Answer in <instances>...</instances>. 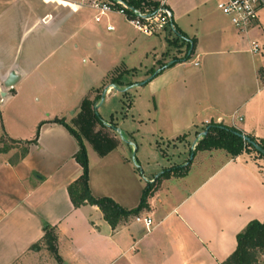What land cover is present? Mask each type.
Instances as JSON below:
<instances>
[{"label": "crops", "instance_id": "obj_1", "mask_svg": "<svg viewBox=\"0 0 264 264\" xmlns=\"http://www.w3.org/2000/svg\"><path fill=\"white\" fill-rule=\"evenodd\" d=\"M51 1L54 2L0 0V93L6 94L12 81L16 88L15 75L19 78L25 74L17 63V54L6 64L3 43L12 32L10 29L24 30L21 41L33 37L29 61L35 72L42 64L33 59L40 49L65 50L33 81L37 91L61 93L62 102V93H69L58 68L63 65L71 41L79 40L75 31L95 22L94 14L70 6L68 0ZM214 1L146 0L164 4L171 11L173 23L184 37L183 44L191 45L192 54L188 61L170 65L163 62L165 68L145 84L131 105L136 116L133 121L140 129L146 128L153 140L172 143L169 151L180 154L179 158L187 147L181 154L179 148L184 145L178 141L193 137L196 142L212 124L234 128L264 147V53H253L249 40V35L261 29V17L248 33L241 34L230 22L218 17ZM142 7L139 11H153L144 4ZM117 24V28L111 24L115 32L119 30L117 39L126 38L127 27ZM41 35L45 36L43 40ZM80 40L85 43L89 39ZM164 40L163 48L167 44ZM131 43L128 54H113L109 59H142L158 53L154 43L137 44L136 39ZM97 47L102 44L98 42ZM185 47L181 46L180 56L175 55L170 61L183 60ZM76 50L80 47L76 46ZM168 56L163 54L160 58ZM119 63L111 65L103 80L99 76L90 81L77 101L85 97L94 101L95 93L119 68ZM125 83L120 89H127ZM112 86H107V94L113 92ZM78 90L79 87L75 91ZM43 109L51 111L48 107ZM64 113L57 108L46 112V116L36 111L25 124L7 128L10 139L18 144L0 153V264H223L235 252L238 234L253 221L264 223V164L245 154L233 157L226 151L213 150L205 153L215 155L220 151L224 157L210 176L208 173L196 182L190 179V173L166 177L137 217L113 229L98 207L85 205L77 209L71 201L69 188L80 179L83 169L75 160L79 152L77 140L66 127L53 123L55 119L65 120ZM38 131L37 144L27 146L25 143L34 141ZM22 144L28 153L17 157ZM128 144L134 146L132 141ZM95 163L98 171L90 168L89 174L92 196L111 199L128 211L137 209L145 188L126 157L124 145L116 143L109 153L98 155ZM188 165L184 159L180 166L173 165L169 170ZM175 182L183 194L173 190L165 203L160 196L163 188ZM137 218L151 219L154 224L150 231ZM46 226L56 230L60 262L43 243Z\"/></svg>", "mask_w": 264, "mask_h": 264}, {"label": "rangeland", "instance_id": "obj_2", "mask_svg": "<svg viewBox=\"0 0 264 264\" xmlns=\"http://www.w3.org/2000/svg\"><path fill=\"white\" fill-rule=\"evenodd\" d=\"M48 1L54 2L51 0ZM214 2L217 7L218 1L215 0ZM217 15L222 21L229 23V20L218 9ZM111 16H115L113 21L110 20ZM89 17L91 18L92 16L90 15ZM260 17L261 29L249 35V40L252 44L258 41L261 46V53H264V10L261 12ZM106 21L105 19L102 23L91 22L85 28L75 31L76 37H78L79 40L74 39L71 41L69 52L64 55L66 57L64 58L63 65L58 68L60 69L59 74L62 75L67 82V88L70 89L69 93H62V98L65 100H63V102L61 96H59L61 93L37 91L36 82L33 80L38 78V74L45 72L50 64H53V62L56 63L65 53V50L53 49V51H51L52 47L40 49L37 52L38 54L35 53L33 57V59H38L42 62L39 70L35 72L31 70L32 65L29 61L32 51L30 38L33 37L29 38L27 36L21 41L24 30L20 29L19 31L18 29H10L12 32L6 35V40H4L3 43L7 53L5 61L6 64H10L11 60L15 58V54H17V63L21 69L25 70V74H21L22 77L19 78L15 75L14 80L18 82L16 88L11 86L6 94L0 93V149L8 150L16 146L7 133L8 126L15 125L16 123L25 124L36 111H40L45 115L46 112L51 113L57 108L59 110L63 109L65 112V120H63L74 130L83 142L88 158L89 174L90 168L96 172L98 171V165L95 163V159L101 152L107 151L111 143L115 142L117 138L115 143L124 145L126 148V157L129 163L135 167V175L140 177L143 184L142 186L145 189L151 188V194H153L157 190V187L167 179L166 177H162V174L168 171L173 165L180 166L184 159L188 160L190 166L184 170L182 177L190 173V179L196 182L200 181L208 173L210 176L222 161L224 154L223 152L217 151L215 155H212L208 152L205 153L204 150H196L206 130H203L202 134L200 133L198 136L199 140L195 147L194 144L196 139L193 137L189 141H186L185 138L178 141L179 145L183 144L185 146H180L179 149L182 151L181 154H183V148L187 147L186 153L182 155V158H179L180 154L173 155L171 154L172 150L169 151V149L173 147L172 143L160 139L153 140L147 134L146 128L140 129L133 121V118H136V116L135 112L131 109V105L137 99V94L142 93L141 89L146 86L139 87L138 85L149 81L156 72L165 68L164 61H167L166 64H172L174 61L170 60H172V57L175 55L180 56L178 51L184 44L186 46L184 50V55L186 57L189 48L188 44H183V38L177 29L175 32L170 31V29L164 30L158 36L147 38V36H144L129 24L125 17L112 14L109 16L110 24L115 25L117 28V23H122L128 29L126 38L117 39L119 30L117 32H115V30L112 32L107 31L105 27ZM14 30H17L16 33L13 32ZM81 37H85L89 40H86L84 43L80 40ZM40 38L43 40L45 36L41 35ZM158 38L160 40L159 42L156 41ZM164 38H166L167 41L165 48H163L165 42ZM132 39H136L137 44L145 43V45L149 46L154 43L159 57L157 58V54H153L149 55L148 58L143 57L142 59H109L113 54L117 56L128 54L133 46L131 43ZM20 42L21 44L19 45ZM98 42L102 44L101 48L97 47ZM76 46H79L80 50L77 51ZM100 50L102 51L101 56L99 55ZM51 52H54L52 56L45 59ZM163 54L165 56L170 55L168 58L161 60L160 57H162ZM155 59L157 63L153 66L152 64ZM115 61L120 62L119 68L108 77L105 84L103 83L101 85L99 91L95 93L97 96L95 100L93 101L92 99L94 98L91 97H85L83 100L77 101L83 94L82 91L85 89V86H87L90 81L93 82L98 80L99 76H101L103 80ZM51 80L55 82L54 80H56V78ZM112 82L116 83L113 85L115 87L112 89L113 92L105 94L107 86L112 85ZM123 82H126L125 84L127 85H133L127 87V89L131 88L129 91L126 92L125 90L127 89H120V83L123 84ZM78 87L80 90L76 92L75 90L78 89ZM11 89H15L16 92L11 91ZM17 92L18 94L16 95ZM3 94H5V96H3ZM96 100L98 106L95 105ZM86 101H89L90 104H86ZM44 107H48L51 111L44 112ZM132 137H134V139ZM130 141L133 142L134 146L128 144ZM136 148H139L138 152ZM194 148L195 150H193ZM18 149L19 152L17 157L24 154L26 146L22 144ZM244 154L252 156L260 160V163L264 164V159L252 149H248V152H244ZM211 156L213 157L211 158ZM12 159L15 160V157ZM262 169L264 171V166ZM179 174L181 173L179 172ZM157 179L158 183L154 185L153 183H155ZM178 185L179 184L175 182V184H167V186L163 188L164 192H162L160 196L165 203L170 199L173 190L181 191L183 194V189ZM167 189H169V192H165L168 191ZM152 196L153 195H151L150 198ZM214 219L218 221L219 217L215 215ZM259 264H264V255L261 256Z\"/></svg>", "mask_w": 264, "mask_h": 264}, {"label": "trees", "instance_id": "obj_3", "mask_svg": "<svg viewBox=\"0 0 264 264\" xmlns=\"http://www.w3.org/2000/svg\"><path fill=\"white\" fill-rule=\"evenodd\" d=\"M126 2L130 7L135 10L143 8V4L149 7L151 10L157 9L160 4L158 3H146V0H121ZM181 37H183L181 35ZM184 38V37H183ZM191 49V50H190ZM192 47L189 45L188 54L183 60H176L174 64H177L181 61H188L191 58ZM163 70V68H162ZM115 82H112V85H115ZM122 86V83H120ZM127 87L133 85H126ZM90 104L89 101H86V104ZM94 104V103H93ZM53 123L63 125L70 132V134L77 140L79 144V152L75 156V160L81 165L83 169V174L80 179L75 182L69 188V194L71 201L75 208H81L85 205H91L98 207L104 215L105 220L111 225L113 229H117L122 223L129 221L133 217H137L143 208L147 205L148 200L151 194V188L144 190L143 198L140 206L132 211L125 210L116 204L113 200L104 198V199H95L90 191L89 187V167H88V158L86 149L83 145L81 138L72 130L64 120L55 119ZM209 131L205 137L198 143L196 150L204 151H213V150H223L226 151L229 155L233 157H238L248 152V149H252L255 153L257 152L250 144L246 143L239 134H242L240 131L226 127L221 124H212L209 127ZM39 131L36 134L34 141L25 143L27 146L35 145L38 142ZM253 142L260 145L263 149L264 147L256 142L253 138H250ZM14 144H18L13 142ZM116 146V143H111V146L107 151L101 152L100 155L104 156L113 150ZM8 150H1L0 153L8 152ZM25 154L28 153V148L24 151ZM258 153V152H257ZM258 155L264 159V156L258 153ZM188 166L184 168H175L168 171H165L162 177H170L172 175L182 176L184 170L189 168ZM179 172L181 174H179ZM158 181V179H157ZM45 236L43 238L44 245L48 250L56 257L57 261H61L58 250L57 242L58 236L56 230L46 226ZM264 255V223L257 221L251 222L247 228L238 234L237 236V248L235 252L223 263V264H259L261 256Z\"/></svg>", "mask_w": 264, "mask_h": 264}, {"label": "built area", "instance_id": "obj_4", "mask_svg": "<svg viewBox=\"0 0 264 264\" xmlns=\"http://www.w3.org/2000/svg\"><path fill=\"white\" fill-rule=\"evenodd\" d=\"M217 1V9L241 34L248 33L251 28L257 25L260 20V14L264 10V0ZM67 2L78 10L91 11L94 14L96 23H102L105 19L108 21L109 16L112 14L123 16L129 24L147 37H154L168 29L173 32L176 31L172 13L164 4H160L157 9L151 12H143L133 9L121 0H68ZM114 30L115 28L109 23L107 31L112 32ZM260 51V45L253 43L252 52L258 54ZM195 66H199V64L196 63ZM137 221L142 222L148 231L154 224L148 218H137Z\"/></svg>", "mask_w": 264, "mask_h": 264}, {"label": "water", "instance_id": "obj_5", "mask_svg": "<svg viewBox=\"0 0 264 264\" xmlns=\"http://www.w3.org/2000/svg\"><path fill=\"white\" fill-rule=\"evenodd\" d=\"M160 72H161V70H159L158 72H156L155 75H154L150 80H152L153 78H156V77L160 74ZM150 80H149V81H150ZM13 82H14V81H12L10 84H8V87H11ZM147 82H148V81H147ZM147 82H143V83L139 84L138 86H139V87H142V86H144L145 84H147ZM114 88H115L114 86L111 87V89H114ZM130 89H131V88H129L128 90H130ZM109 90H110V88L106 90V93H105V94H107V92H108ZM121 92H124V91H121ZM3 96H5V94H3ZM104 96H105V95H104ZM208 131H209V128H208V129L206 130V132L202 135V137H205V136L207 135ZM239 136H240V137H241L246 143L250 144V145H251V146H252V147H253L258 153H260L261 155L264 156V149H263L260 145H258L257 143L253 142L249 137L244 136L243 134H239ZM198 140H199V139H197V141L195 142L194 147L197 145ZM193 150H195V148H194Z\"/></svg>", "mask_w": 264, "mask_h": 264}]
</instances>
